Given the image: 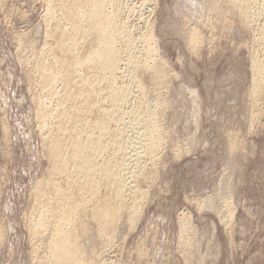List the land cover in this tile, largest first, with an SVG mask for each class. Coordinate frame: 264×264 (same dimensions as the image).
<instances>
[{"label": "rangeland", "instance_id": "obj_1", "mask_svg": "<svg viewBox=\"0 0 264 264\" xmlns=\"http://www.w3.org/2000/svg\"><path fill=\"white\" fill-rule=\"evenodd\" d=\"M212 1L149 0L148 26L131 13L137 36L150 26V58L167 75L137 72L144 94L132 83L127 108L156 115L163 140L145 166L148 179L137 180L142 201L132 219L124 212L108 249L93 229L98 264H264V82L255 100L250 89L252 55L264 57L256 37L264 15L260 0L248 2L258 17L249 28L234 4ZM58 2L0 0V264H32V213L51 168L36 107L38 98L50 108L57 101L42 90L35 63L55 43L48 7L57 12Z\"/></svg>", "mask_w": 264, "mask_h": 264}, {"label": "bare ground", "instance_id": "obj_2", "mask_svg": "<svg viewBox=\"0 0 264 264\" xmlns=\"http://www.w3.org/2000/svg\"><path fill=\"white\" fill-rule=\"evenodd\" d=\"M148 1L130 6V0H60L57 12L48 7L49 13L55 11L54 21L48 24V35L55 37V43L51 47L46 43L48 48L45 46L38 55L35 72L42 79V90L54 92L57 101L50 108L46 96L37 97L36 113L51 168L42 179L45 190L30 221L32 264H98L102 250L94 249L90 243L93 229L97 236L93 235L94 239L103 241L107 248L114 241V230L124 212H130L127 215L131 219L135 214L134 208L142 198L137 180L146 178L145 166L148 161L153 163L163 138L161 130L157 132L160 124L155 114H145L133 103L132 108H127L135 94L132 83L137 93L144 94L145 85L143 79H137V72L147 71L155 80L163 81L166 71L153 62L154 57L150 58L155 46L150 26L137 36L129 24L131 13H138L146 25L150 23L142 13ZM224 1L234 4L244 23L253 27L254 5L249 7L248 2L258 4L259 0ZM260 1L264 15V0ZM256 37L264 43V24ZM260 48L264 53V45ZM258 52L252 55L253 98L264 82V57ZM51 54L53 62L48 59ZM128 75L132 77L130 82L124 79ZM128 118H132L131 122ZM49 122L51 127L47 126ZM128 123L136 135L130 134Z\"/></svg>", "mask_w": 264, "mask_h": 264}]
</instances>
